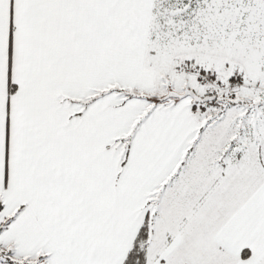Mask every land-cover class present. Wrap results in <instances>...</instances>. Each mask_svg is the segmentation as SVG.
Returning a JSON list of instances; mask_svg holds the SVG:
<instances>
[{
  "label": "snow or ice",
  "instance_id": "1",
  "mask_svg": "<svg viewBox=\"0 0 264 264\" xmlns=\"http://www.w3.org/2000/svg\"><path fill=\"white\" fill-rule=\"evenodd\" d=\"M0 264H264V0H0Z\"/></svg>",
  "mask_w": 264,
  "mask_h": 264
}]
</instances>
